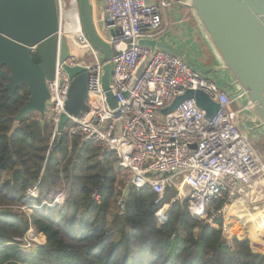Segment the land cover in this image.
<instances>
[{"label":"built area","instance_id":"1","mask_svg":"<svg viewBox=\"0 0 264 264\" xmlns=\"http://www.w3.org/2000/svg\"><path fill=\"white\" fill-rule=\"evenodd\" d=\"M102 1L108 36L105 41L113 48L112 88L119 108L112 111L108 106L102 88V54L81 31L77 38L83 50L81 56L71 52L64 62L58 59L55 77L47 81L50 99L46 118L54 124L52 143L59 135L73 81L66 69L81 67L88 73V110L70 115L69 136L81 143L100 142L114 153L119 165L130 174L127 190L149 187L159 195V202L167 187L173 186L177 195L171 204L190 199L191 213L196 216L194 209L198 208L201 214L197 216L201 217L214 202L223 201L209 221L223 217L225 237L230 240L233 236L229 231L237 229L234 222L238 218L244 223L241 228L247 237L251 223L230 210L244 200L249 213L258 216L264 225V156L240 129L234 100L209 76L197 73L183 60L161 51L152 54L150 49L139 46L140 40L159 39L166 34L170 27L168 10L179 1ZM151 56L150 65L134 84L138 69ZM188 90L202 91L218 104L219 111L212 119L195 100L184 101L168 115L162 113ZM28 194L37 196L38 192L32 189ZM61 201L60 196L56 203ZM123 205L122 197L118 206ZM18 241L29 250L42 243V236L31 227Z\"/></svg>","mask_w":264,"mask_h":264},{"label":"trees","instance_id":"2","mask_svg":"<svg viewBox=\"0 0 264 264\" xmlns=\"http://www.w3.org/2000/svg\"><path fill=\"white\" fill-rule=\"evenodd\" d=\"M6 83L0 76V264H264L261 238L252 237L253 247L246 236L229 240L223 217L209 221L223 201L197 218L189 202L171 204L173 186L159 202L149 187L125 193L130 174L114 153L100 142L71 138L67 125L52 143L54 124L39 113L10 134L31 94L22 87L9 98ZM32 189L37 196L28 194ZM168 204L161 223L158 214ZM234 212L246 221L239 209ZM31 227L42 243L26 250L18 239ZM258 232L264 235L263 225Z\"/></svg>","mask_w":264,"mask_h":264},{"label":"water","instance_id":"3","mask_svg":"<svg viewBox=\"0 0 264 264\" xmlns=\"http://www.w3.org/2000/svg\"><path fill=\"white\" fill-rule=\"evenodd\" d=\"M184 4L193 12L214 50L217 65L205 66L162 41L163 36L140 40L139 46L150 49L152 54L161 51L177 57L201 75L216 78L224 73L227 79H221L224 83L222 89L241 108L237 116L238 125L247 138H256L254 132L264 130V0H186ZM71 9L76 10L90 44L102 54V88L108 106L112 111L119 108L112 88L113 48L98 31L92 0H71L61 6L56 0H0V76L7 79L9 98L22 87H27L31 94L16 117L10 134L29 114L39 113L42 119L46 118L50 99L47 81L55 77L57 60L62 63L71 56V39L62 30L63 15ZM35 57L39 63L35 62ZM151 59L152 56L140 66L134 84L142 77ZM66 70L73 81L66 113L61 116L58 127L59 139L70 115L77 116L88 110V73L81 67ZM187 100H195L210 119L219 111L218 104L206 93L188 90L162 113H172ZM184 201L189 202L190 199Z\"/></svg>","mask_w":264,"mask_h":264},{"label":"crops","instance_id":"4","mask_svg":"<svg viewBox=\"0 0 264 264\" xmlns=\"http://www.w3.org/2000/svg\"><path fill=\"white\" fill-rule=\"evenodd\" d=\"M174 6L168 10V18L170 27L166 34L163 36L162 41L169 43L181 51L187 53L198 61L202 62L205 66H215L218 63L217 56L208 42L205 34L203 33L196 17L193 12L184 4L186 0H178ZM93 14L96 26L101 37L106 40L108 38L105 30V5L103 1L92 0ZM70 50L73 53L72 45L70 43ZM74 54V53H73ZM77 57L81 55L75 54ZM221 88H224V83L221 81L227 79L224 73L218 77L209 76ZM233 109L238 113L241 108L237 103L233 104ZM49 109L46 110V115ZM256 135L255 141H260L264 138V130L254 132ZM247 137V136H246ZM249 139H252L248 136ZM257 142V141H256ZM255 148V147H254ZM257 150V149H256ZM259 153V152H258ZM261 155V154H260ZM246 215V223H250L248 214ZM264 228V225H263ZM250 229V226H249Z\"/></svg>","mask_w":264,"mask_h":264},{"label":"rangeland","instance_id":"5","mask_svg":"<svg viewBox=\"0 0 264 264\" xmlns=\"http://www.w3.org/2000/svg\"><path fill=\"white\" fill-rule=\"evenodd\" d=\"M58 3H59V0H56ZM71 2V0H62V3H66V4H69ZM75 21H76V18H73V19H69V20H66L62 26L64 27V24L66 26V28L68 29V31H73V29L75 28ZM68 36H70V34H67ZM71 37L73 38H70L71 40V45H72V50H73V53L74 54H79L81 55L83 50L82 48L78 45V40L75 36H72ZM88 57H90V54H87ZM163 118V115L159 114L158 115V119L159 120H162ZM250 142L252 143V145L255 147V149H257V151L259 152V154H261L262 156H264V138L261 139L260 141L256 140L255 141V138L252 137V139H249ZM123 179H125L127 181V178H128V174L125 172V171H122L121 173ZM180 186H178L179 188ZM182 191H188V189L186 187H181ZM127 189L125 188L124 191H126ZM187 193V192H185ZM165 210L163 208V212L160 211V213L158 214V219L161 223L167 221L168 219V216H169V212H170V208H171V204H168L165 206ZM190 207V206H189ZM22 211H25L26 213L28 214H31L32 213V210L31 209H23ZM233 213V212H232ZM166 214V216H165ZM241 225H244V223L240 222V220H238V218H236V222H234V226H235V229L237 228L238 230H242L241 228ZM232 229V228H231ZM232 230V232L229 231V235L230 236H238L239 238H242L243 236H245V234L243 233H239L237 232L238 230ZM250 230V229H249ZM253 236H257V237H260L262 241H264V235L261 234L260 232L256 233V234H253L252 231H250V234H247V238H249V240L251 241V245L253 247V240H252V237Z\"/></svg>","mask_w":264,"mask_h":264},{"label":"bare ground","instance_id":"6","mask_svg":"<svg viewBox=\"0 0 264 264\" xmlns=\"http://www.w3.org/2000/svg\"><path fill=\"white\" fill-rule=\"evenodd\" d=\"M73 18H76L75 28L73 29V31H68V29L66 28L65 24H64V27L62 26V30L65 32L66 35L70 34V36L67 35L68 37L73 38V37H71V35H72V36H75L76 38H78V36L80 35V33L82 31V27H81V24H80V21H79V17L77 15V12H76L75 9H71L68 12H66V14L63 15L62 24L66 20L73 19ZM185 192H189V191H185ZM236 208L239 209L241 212H244V213L248 214V219H249V222L251 223L250 224V231L255 233V231L258 229V226L263 225V224H260V222L258 221V219H259L258 216L256 217L255 215L249 213L246 201L243 200V201H240V202L236 203L231 208L230 212H233V210L236 209ZM195 211L197 213L201 214V210L200 209L195 208ZM230 212L228 213V215L230 214ZM253 237H257V236H253ZM257 238H260V237H257Z\"/></svg>","mask_w":264,"mask_h":264}]
</instances>
